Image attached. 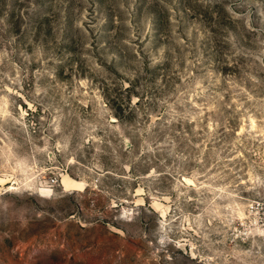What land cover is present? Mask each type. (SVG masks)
<instances>
[{
    "label": "rangeland",
    "instance_id": "1",
    "mask_svg": "<svg viewBox=\"0 0 264 264\" xmlns=\"http://www.w3.org/2000/svg\"><path fill=\"white\" fill-rule=\"evenodd\" d=\"M0 264H264V0H0Z\"/></svg>",
    "mask_w": 264,
    "mask_h": 264
}]
</instances>
